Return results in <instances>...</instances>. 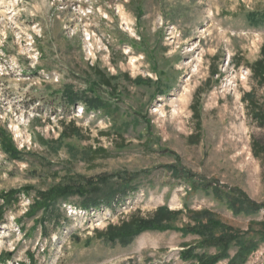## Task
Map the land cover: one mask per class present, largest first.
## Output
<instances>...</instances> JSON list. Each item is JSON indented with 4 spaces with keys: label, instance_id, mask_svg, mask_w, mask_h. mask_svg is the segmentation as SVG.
Instances as JSON below:
<instances>
[{
    "label": "rangeland",
    "instance_id": "obj_1",
    "mask_svg": "<svg viewBox=\"0 0 264 264\" xmlns=\"http://www.w3.org/2000/svg\"><path fill=\"white\" fill-rule=\"evenodd\" d=\"M263 48L264 0H0V264H195L196 212L264 264V207H229L264 205ZM67 184L99 204L36 209Z\"/></svg>",
    "mask_w": 264,
    "mask_h": 264
},
{
    "label": "trees",
    "instance_id": "obj_2",
    "mask_svg": "<svg viewBox=\"0 0 264 264\" xmlns=\"http://www.w3.org/2000/svg\"><path fill=\"white\" fill-rule=\"evenodd\" d=\"M250 70L253 73V76L258 79V81L261 84H264V48L262 50L261 58L256 60L252 65H250ZM247 96H250L249 94ZM64 101L68 106H72L74 103V99L72 95H64ZM85 103L89 106H95V104L90 101H85ZM252 108L258 109L259 112L256 114L257 116L260 114L264 118V113L261 112L258 105H255L252 101ZM173 171L176 173V175L181 176L182 172L184 171L181 168H175L173 167ZM187 174V177L189 179H193V176L191 174H188L186 171H184ZM124 185H129L128 183H123ZM78 192L80 196H83L84 203H88L86 201V198L94 202L95 205H98L96 199H92L90 196H86L85 193L78 191V189H74L73 185L67 184L65 186L61 187H55L50 188L47 191L40 192V197L36 200V209H56V205L60 203V198H65L69 192L72 191ZM217 190V189H216ZM219 199H225V195H222L219 190L214 191ZM127 193L124 192V195ZM234 200V201H233ZM229 207L234 211L235 213H244L245 215H251L254 213H258L264 205H258L254 203L253 201H249L246 196L242 193H240L238 196L232 197L230 200ZM181 211H169L164 206L159 207L156 215L151 220H138L135 222H132L129 224H122L118 230H121L119 232V235L124 234H133L134 232H137L136 230H133L135 226H141L142 223L144 225L149 223H154L155 225H149L148 227H155L156 224L161 225L164 221L169 220L171 217L169 216H176ZM206 214V212H205ZM205 214H202L200 212H196L194 215L195 217L192 219L194 224L184 226L180 230H182L185 235L193 234L197 235L201 238V241L198 245L194 246H184L183 249L180 252V256L185 261H195V264H216L219 260L223 258L230 257L229 254V240L231 237H236V234H239L238 231H232L231 228L224 227L222 224H220L218 221H215L211 218L210 222L207 224L204 223H196L198 219ZM52 219V218H51ZM56 221V220H55ZM143 225V224H142ZM231 236V237H230ZM188 247V248H187ZM251 245L249 242L241 243L239 246V249L237 253L228 260L227 264H242L243 261L246 259V256L253 250L250 248ZM199 248H205V250H208L210 248H218V251L214 254H210L207 251H204L203 253L196 252L195 250ZM256 249V248H255Z\"/></svg>",
    "mask_w": 264,
    "mask_h": 264
}]
</instances>
